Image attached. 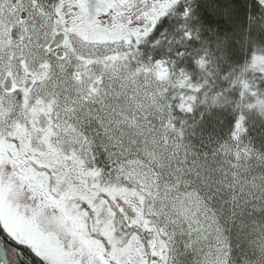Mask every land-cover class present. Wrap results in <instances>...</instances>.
I'll list each match as a JSON object with an SVG mask.
<instances>
[{
    "label": "snow or ice",
    "instance_id": "1",
    "mask_svg": "<svg viewBox=\"0 0 264 264\" xmlns=\"http://www.w3.org/2000/svg\"><path fill=\"white\" fill-rule=\"evenodd\" d=\"M253 117L264 0H0V264H234Z\"/></svg>",
    "mask_w": 264,
    "mask_h": 264
},
{
    "label": "rangeland",
    "instance_id": "2",
    "mask_svg": "<svg viewBox=\"0 0 264 264\" xmlns=\"http://www.w3.org/2000/svg\"><path fill=\"white\" fill-rule=\"evenodd\" d=\"M212 203L217 209L223 207L219 198ZM243 221L244 222L241 223V220L237 219L235 223H233L232 218L227 215V209H225L221 223L233 246L232 259L234 264H243L245 256H252L258 251L257 244L261 240L260 233L262 231V226H264V219L261 218L259 213L252 212L250 208L245 210ZM209 246H211V248ZM216 246L217 242L214 236H210L208 241L202 242L201 245L204 251H214ZM179 259L184 261L185 264H190L192 257H180Z\"/></svg>",
    "mask_w": 264,
    "mask_h": 264
},
{
    "label": "trees",
    "instance_id": "3",
    "mask_svg": "<svg viewBox=\"0 0 264 264\" xmlns=\"http://www.w3.org/2000/svg\"><path fill=\"white\" fill-rule=\"evenodd\" d=\"M253 121V135H258L261 129H264V123L255 117H253Z\"/></svg>",
    "mask_w": 264,
    "mask_h": 264
}]
</instances>
